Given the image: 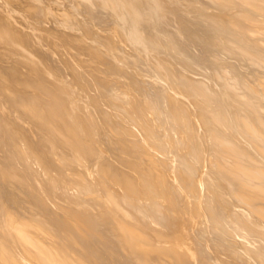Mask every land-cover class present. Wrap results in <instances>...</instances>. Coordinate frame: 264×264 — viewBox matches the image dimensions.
Listing matches in <instances>:
<instances>
[{
    "label": "bare ground",
    "instance_id": "bare-ground-1",
    "mask_svg": "<svg viewBox=\"0 0 264 264\" xmlns=\"http://www.w3.org/2000/svg\"><path fill=\"white\" fill-rule=\"evenodd\" d=\"M0 264H264V0H0Z\"/></svg>",
    "mask_w": 264,
    "mask_h": 264
},
{
    "label": "rangeland",
    "instance_id": "rangeland-1",
    "mask_svg": "<svg viewBox=\"0 0 264 264\" xmlns=\"http://www.w3.org/2000/svg\"><path fill=\"white\" fill-rule=\"evenodd\" d=\"M195 49H197L199 52H201L202 53V51H200V48H198V46L197 47H195ZM204 57V54H202V55H200V57Z\"/></svg>",
    "mask_w": 264,
    "mask_h": 264
}]
</instances>
